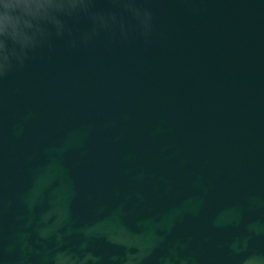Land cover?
I'll use <instances>...</instances> for the list:
<instances>
[{
    "label": "water",
    "instance_id": "95a60500",
    "mask_svg": "<svg viewBox=\"0 0 264 264\" xmlns=\"http://www.w3.org/2000/svg\"><path fill=\"white\" fill-rule=\"evenodd\" d=\"M137 6L0 77V264H264V0Z\"/></svg>",
    "mask_w": 264,
    "mask_h": 264
},
{
    "label": "clouds",
    "instance_id": "9594fccd",
    "mask_svg": "<svg viewBox=\"0 0 264 264\" xmlns=\"http://www.w3.org/2000/svg\"><path fill=\"white\" fill-rule=\"evenodd\" d=\"M112 2L141 23L145 18L151 19L149 11L137 6L139 0ZM94 4L95 0H0V77L15 66L23 67L29 54L50 44L53 36H71L68 21L81 15L92 20V33L117 24L124 29L122 19L116 14L95 12ZM90 38L91 34H85V42ZM72 46H76L74 40Z\"/></svg>",
    "mask_w": 264,
    "mask_h": 264
}]
</instances>
